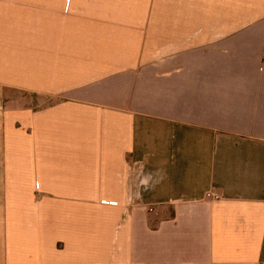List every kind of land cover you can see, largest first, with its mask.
<instances>
[{
	"label": "crops",
	"instance_id": "obj_1",
	"mask_svg": "<svg viewBox=\"0 0 264 264\" xmlns=\"http://www.w3.org/2000/svg\"><path fill=\"white\" fill-rule=\"evenodd\" d=\"M0 264H264V0H0Z\"/></svg>",
	"mask_w": 264,
	"mask_h": 264
},
{
	"label": "rangeland",
	"instance_id": "obj_2",
	"mask_svg": "<svg viewBox=\"0 0 264 264\" xmlns=\"http://www.w3.org/2000/svg\"><path fill=\"white\" fill-rule=\"evenodd\" d=\"M47 101V100H46ZM45 100H44V102H46Z\"/></svg>",
	"mask_w": 264,
	"mask_h": 264
}]
</instances>
